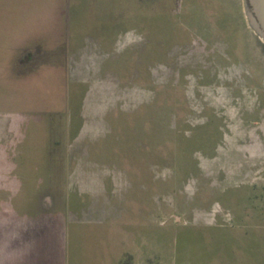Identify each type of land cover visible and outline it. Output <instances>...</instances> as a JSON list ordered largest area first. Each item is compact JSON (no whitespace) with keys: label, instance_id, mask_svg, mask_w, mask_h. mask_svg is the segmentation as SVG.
<instances>
[{"label":"rangeland","instance_id":"rangeland-1","mask_svg":"<svg viewBox=\"0 0 264 264\" xmlns=\"http://www.w3.org/2000/svg\"><path fill=\"white\" fill-rule=\"evenodd\" d=\"M83 1L0 0V123H5V114H22L28 120L48 119L53 114L66 119L76 114L80 103L70 96L71 86L58 76V71L41 74L29 86L15 81V75L28 67L15 61L18 54L10 49L24 34L41 36L42 51L36 59L39 67L45 68L55 59L64 65L68 51L65 38L49 41L44 36L55 26L57 16L59 21L67 18L75 26ZM102 1V14L108 21L112 16L132 19L153 15L146 24L147 35L140 33L143 25L130 23L132 30L123 33L116 49H124L118 59L123 60L132 51L124 48L126 38L137 45L148 39L150 44L141 59L153 69V82L133 80L129 85L131 70L123 67L122 86L137 97L122 114H136L131 119L132 126L152 137L147 146L150 149L153 144L155 159L167 154L156 150L165 132L180 126L196 129L220 150L213 163L207 146L201 148L203 140L198 141L194 152L204 176L184 180L189 170L183 174L184 168L173 166L182 147L171 135L169 158L166 157L171 166L154 168L153 190L145 194L137 190L133 177L129 185L123 182L132 168L123 163L118 168L107 167L122 171L120 187L124 190L116 200L97 201L89 196L90 217H100L103 211L96 209L99 206L107 211L104 224L113 220L126 226L147 224L152 235L148 246L153 251V264H231L232 260L234 264H264V41L248 23L244 0H99ZM88 3L91 11H97L96 0ZM82 55L85 57L69 55L70 64L62 67L74 80L83 76L78 74L80 62L75 63ZM109 62L101 63L110 66ZM108 77L117 95L118 76ZM63 96L67 103L61 104ZM109 127H115L114 123ZM253 152L255 156H251ZM139 153L151 155L148 150ZM182 182L185 193L180 196L178 187ZM136 202H140V208L134 207L133 212L130 208ZM114 205L119 210L117 215L109 214ZM0 206H5V199L0 198Z\"/></svg>","mask_w":264,"mask_h":264},{"label":"crops","instance_id":"crops-1","mask_svg":"<svg viewBox=\"0 0 264 264\" xmlns=\"http://www.w3.org/2000/svg\"><path fill=\"white\" fill-rule=\"evenodd\" d=\"M83 3L87 4L78 10L80 15L75 26H71L67 18V21H59L57 16L55 26L44 36L48 40L65 38L68 51L64 65L55 59L47 67H39L40 62L36 59L42 51L41 36L24 34L10 49L18 54L15 61L28 67L24 73L15 75V81L29 86L41 74L47 76L53 70L56 74L58 71L60 78L68 80L70 96L77 98L80 105L76 114H70L66 119L58 114L48 119L31 117L30 120L22 114H5V123H0V198L5 199V206H0V264H153V251L148 246V238L152 235L150 237L147 224L126 226L112 223L114 220L104 224L107 211L99 206L96 209L103 211L100 217H90L89 196L97 201L103 198L116 200L124 190L120 187L122 171L106 168H118L122 163L132 168L125 174L123 182L127 183L133 177L137 190L140 193L144 190L145 194L153 190L154 168L171 166L167 159L171 135H175L182 147V154L173 166L184 168L183 174L189 170L186 177L183 176L184 180L204 176L201 161L196 159L194 152L198 141L203 140L201 148L207 146L210 161L215 163L218 157L220 146L213 148L212 140L209 142L201 137L199 131L180 126L165 132L160 149L156 150H165L167 154L165 158L155 159L153 144L150 149L147 146L152 137L132 126L131 119L136 114H122L137 97L122 86L123 67L131 70L129 85L133 80L145 84L153 82V69L141 59L150 44L148 39L137 45L126 38L124 48L132 51L126 53L123 60H118L122 48L116 49L123 33L132 30L130 23L143 25L140 33L147 35L149 27L146 24L153 15L132 19L112 16L108 21L102 14L104 1L96 0L95 12L88 7V0ZM75 53L85 55L75 62H80L81 72L86 69L83 74L78 72L84 77L77 80L68 77V70L65 73L62 68L70 64L69 55ZM101 58L103 63L108 60L112 63L105 66ZM109 75L118 76L115 80L119 83L117 95L111 90ZM60 102H66L64 96ZM189 116L185 115L183 122ZM112 122L113 128L109 127ZM107 134L116 137H105ZM138 150H148L151 155L146 157ZM255 154L253 152L251 156ZM184 182L178 187L180 196L185 193ZM139 205L140 202L133 203L130 209L134 212L133 208L139 209ZM111 209L109 214L119 212L117 206ZM137 256L141 259L137 260ZM260 261L259 258L257 262Z\"/></svg>","mask_w":264,"mask_h":264},{"label":"water","instance_id":"water-1","mask_svg":"<svg viewBox=\"0 0 264 264\" xmlns=\"http://www.w3.org/2000/svg\"><path fill=\"white\" fill-rule=\"evenodd\" d=\"M250 27L264 41V0H244Z\"/></svg>","mask_w":264,"mask_h":264}]
</instances>
